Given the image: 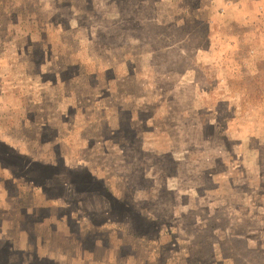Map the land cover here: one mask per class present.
<instances>
[{"label": "rangeland", "instance_id": "1", "mask_svg": "<svg viewBox=\"0 0 264 264\" xmlns=\"http://www.w3.org/2000/svg\"><path fill=\"white\" fill-rule=\"evenodd\" d=\"M0 264H264V0H0Z\"/></svg>", "mask_w": 264, "mask_h": 264}]
</instances>
